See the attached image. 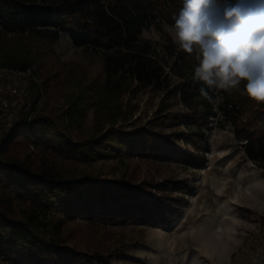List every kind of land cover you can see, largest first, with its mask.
<instances>
[{
	"label": "rangeland",
	"instance_id": "rangeland-1",
	"mask_svg": "<svg viewBox=\"0 0 264 264\" xmlns=\"http://www.w3.org/2000/svg\"><path fill=\"white\" fill-rule=\"evenodd\" d=\"M168 25L160 16L140 36L169 64L170 87L126 78L118 81V93L106 91L108 73L99 50L75 46L66 33L50 43L0 32V67L27 64L32 72L13 120L0 112V140L19 120L45 116L73 143L92 147L66 153L56 148L57 140L38 144L27 136L30 129L20 128L9 152L65 176L91 175L117 185L111 189L118 198L94 203L82 214L71 206L63 218L66 245L96 264H264V162L247 156L225 115L224 99L216 110L200 96L185 104L177 86L196 62L172 43ZM193 110L209 113L201 130L203 148L192 142L191 133L200 127L177 117ZM160 115L173 118L159 124ZM144 129L198 155L197 164L152 154L142 145L139 151L119 147L120 137L142 136ZM22 206L19 201L17 208ZM23 256L0 257V264H35ZM47 261L85 264L77 257Z\"/></svg>",
	"mask_w": 264,
	"mask_h": 264
},
{
	"label": "trees",
	"instance_id": "trees-1",
	"mask_svg": "<svg viewBox=\"0 0 264 264\" xmlns=\"http://www.w3.org/2000/svg\"><path fill=\"white\" fill-rule=\"evenodd\" d=\"M181 7L182 0H0V32L28 34L50 43H56L66 33L75 46L100 51L108 73L107 92L118 93V81L126 78L161 90L170 87L166 69L169 64L165 65L152 45L141 39L140 33L160 16L172 24V16ZM27 66L22 64L20 69ZM187 70L181 75L184 81L179 83L177 91L185 104L190 105L191 98L200 96L202 84L193 81V67ZM221 93L225 115L230 118L247 156L264 162V105H256L236 90ZM177 117L183 123L200 127L191 133L192 142L203 148L205 136L201 130L203 125L208 126L209 113L193 110ZM158 118L157 122L162 124L173 116ZM20 128L30 129L31 133L26 135L38 144L49 145L57 140L56 148L66 153L77 154L76 149L86 150L89 146L73 143L68 133L62 132L64 129L45 116L19 120L0 140V257L17 260L26 251L23 257L35 264H53L47 261L48 256L57 263L61 258L77 257L85 264H96L93 258L66 245L63 218L69 216L71 206L78 207L77 212L82 214L94 203L118 198L111 189L117 185L91 175L65 176L43 162L35 165L32 160L12 157L9 151ZM143 133L120 137L119 147L139 151L142 145L152 154L197 164L198 155L183 152L170 137L147 130ZM19 201L23 203L21 209L17 208ZM59 208L64 211L62 216Z\"/></svg>",
	"mask_w": 264,
	"mask_h": 264
},
{
	"label": "clouds",
	"instance_id": "clouds-1",
	"mask_svg": "<svg viewBox=\"0 0 264 264\" xmlns=\"http://www.w3.org/2000/svg\"><path fill=\"white\" fill-rule=\"evenodd\" d=\"M172 20V43L195 60L192 79L213 110L221 91L264 105V0H182Z\"/></svg>",
	"mask_w": 264,
	"mask_h": 264
},
{
	"label": "built area",
	"instance_id": "built-area-1",
	"mask_svg": "<svg viewBox=\"0 0 264 264\" xmlns=\"http://www.w3.org/2000/svg\"><path fill=\"white\" fill-rule=\"evenodd\" d=\"M32 72L30 69L0 67V112L13 120V108L29 87Z\"/></svg>",
	"mask_w": 264,
	"mask_h": 264
}]
</instances>
